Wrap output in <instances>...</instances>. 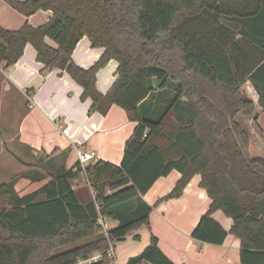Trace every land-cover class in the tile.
<instances>
[{"label":"trees","instance_id":"1","mask_svg":"<svg viewBox=\"0 0 264 264\" xmlns=\"http://www.w3.org/2000/svg\"><path fill=\"white\" fill-rule=\"evenodd\" d=\"M4 1L26 16L40 9L53 16L0 27V62L15 64L31 44L45 68L65 70L83 87L92 110L105 115L116 104L137 124L120 165L98 159L67 169L68 147L0 184V264H112L111 243L150 224L154 205L144 195L173 170L182 176L157 203L180 197L201 175L211 203L193 238L224 243L228 232L213 217L222 210L241 239L242 264H264V157H251L249 132L237 120L254 112L247 82L264 109V0ZM85 36L104 48L89 68L73 60ZM111 59L118 76L104 94L97 73ZM81 173L93 191L85 202L74 189ZM22 178L48 181L20 195ZM101 218L118 224L105 231ZM94 252L101 258L89 261ZM144 263L176 264L155 235L127 262Z\"/></svg>","mask_w":264,"mask_h":264},{"label":"crops","instance_id":"2","mask_svg":"<svg viewBox=\"0 0 264 264\" xmlns=\"http://www.w3.org/2000/svg\"><path fill=\"white\" fill-rule=\"evenodd\" d=\"M52 16L51 10L43 9L26 16L0 0L2 28L17 30L25 23L39 26L47 23ZM47 41L56 46L53 40ZM103 53L104 48L93 47L85 36L74 50L73 60L81 67L89 68ZM118 67L119 62L111 59L98 71L96 86L101 93H107L112 87L118 76ZM244 89L243 93L254 101V112L248 117L239 114L237 120L249 132L251 157H264V109L250 82L244 85ZM83 92V87L65 70L45 68L37 60V51L31 44L26 46L24 54L15 64L6 67L0 62V110L5 111L0 119L4 130L11 133L15 130L14 142L21 151L18 155L12 152L11 157L27 166L32 160L52 154L56 149L70 147L67 169L78 162V149L94 155L83 168L98 159L120 165L125 144L137 123L130 120L126 111L116 104L105 115L92 110V100L83 98ZM27 93L32 94V102ZM29 102L32 107H29ZM181 176L178 170H173L159 178L144 195V199L154 205L150 224L128 234L120 241V248L115 244L117 242L113 243L117 258V251L120 253L118 264H127L131 257L140 254L150 244L152 235L158 237L161 250L176 264H242L241 239L230 232L233 220L222 210L215 211L213 217L228 232L224 243L212 244L192 236V231L211 203L207 190L200 184L201 175L192 178L180 197L157 203L159 198L172 191ZM74 189L83 202V198L88 200L93 195L84 173L74 181ZM117 224V220L103 218L105 231ZM127 241L130 242L125 245Z\"/></svg>","mask_w":264,"mask_h":264},{"label":"rangeland","instance_id":"3","mask_svg":"<svg viewBox=\"0 0 264 264\" xmlns=\"http://www.w3.org/2000/svg\"><path fill=\"white\" fill-rule=\"evenodd\" d=\"M244 87H243V91H244ZM5 111H1L0 110V115H4ZM3 121L0 119V184L8 181L11 177H13L15 174L25 171L28 169V165L24 166V164H22V162H20L19 160H17L15 157H11V155L13 153L15 154H21V151L19 150V148L17 147V143L14 142V131L12 130L13 133L11 132H7L6 130L3 129L2 127ZM4 142V143H3ZM13 152V153H12ZM28 160V159H27ZM34 162L33 160L30 162L32 163ZM32 165V164H30ZM48 179H46L45 181H47ZM43 182H32L29 179L26 178H22L19 180V182L16 185V189L18 191V193L20 195H24L27 194L29 192L34 191L35 189H37V187L39 185H41ZM84 202L87 201V198H83ZM117 243V247L120 248V241H116ZM130 241H127L126 243H124L125 245L129 244ZM65 248H60L57 251H62ZM96 252H94L91 255L90 260H92L95 256H96ZM117 255H118V262L121 261L120 258V253H118L117 251ZM81 264H85V261L82 260L80 262Z\"/></svg>","mask_w":264,"mask_h":264},{"label":"built area","instance_id":"4","mask_svg":"<svg viewBox=\"0 0 264 264\" xmlns=\"http://www.w3.org/2000/svg\"><path fill=\"white\" fill-rule=\"evenodd\" d=\"M27 95H28L29 100H31V102H32V94L27 93ZM31 102H29V104H28L29 107H32ZM77 155H78V162H79L80 166H82V167L84 166V164L86 162H88V161H90V160H92L94 158L93 154L84 152L81 149L77 150ZM100 223L103 225V218L100 219ZM96 253H97L96 256L92 259L94 261H96V260L101 258L100 253H98V252H96ZM108 256L111 259L112 264H118L117 257H116V254H115V247H114L113 243H111L110 248L108 250ZM92 260L89 259V261H92Z\"/></svg>","mask_w":264,"mask_h":264}]
</instances>
